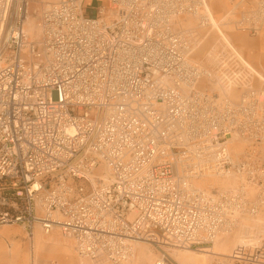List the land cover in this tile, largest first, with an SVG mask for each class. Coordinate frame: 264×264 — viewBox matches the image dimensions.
Wrapping results in <instances>:
<instances>
[{
    "label": "built area",
    "instance_id": "1",
    "mask_svg": "<svg viewBox=\"0 0 264 264\" xmlns=\"http://www.w3.org/2000/svg\"><path fill=\"white\" fill-rule=\"evenodd\" d=\"M97 1L94 18L86 0L46 3L32 39L29 1L15 9L0 0V29L8 28L0 39V225L58 227L81 255L115 264L136 240L209 245L222 223L234 226L243 202L232 190L200 194L188 179L244 171L228 148L264 140L257 112L244 95L235 102L199 87L213 73L193 61L189 32L175 27L195 13L183 0ZM253 157L260 204L264 170L260 153ZM158 264L176 263L164 254Z\"/></svg>",
    "mask_w": 264,
    "mask_h": 264
},
{
    "label": "bare ground",
    "instance_id": "2",
    "mask_svg": "<svg viewBox=\"0 0 264 264\" xmlns=\"http://www.w3.org/2000/svg\"><path fill=\"white\" fill-rule=\"evenodd\" d=\"M183 7L191 6L194 8L195 13L191 14H182L181 16H178L175 19V27L179 24V27L183 30H186L189 32V38L192 41L193 40L195 47L198 48L199 52L206 53L207 47L211 44L214 45L215 40L219 39L223 42V45L226 47H229L233 52L237 54L238 57L241 58L244 65L249 69L250 72L253 73L255 78L260 82L264 84V73L260 71V61L258 58L259 55V47L262 50L260 53V58H263L264 60V32L262 33V43H260L259 40L250 39L249 36L252 35V31L255 32L258 36H260L261 31H264L263 24H264V8L259 10L260 4L262 3L264 7V0L260 1L258 0L257 5L254 7V9H250L251 11H242L238 10L239 6H244L243 3H248V1L245 0H237L233 4L234 10L228 11L225 13V15H219L223 12V6L222 4L216 2V7L213 4H210L209 0H183ZM250 0V4H251ZM176 2V0H175ZM20 3V0H14V6L15 9L18 8ZM254 5V4H253ZM257 10H259L257 12ZM219 18H218V15ZM191 18L187 23H184V18ZM199 26L198 33H195L194 26L196 27V23ZM232 25L236 31H239L236 34V39H239L244 42V44L249 47L251 50L250 58L246 60L245 58L241 57V54L237 51L235 43V39H233L230 35L226 34L224 32V26L225 24ZM25 27L26 31L31 33L35 36L37 25L34 21V19H30V17L27 18L25 21ZM198 28V27H197ZM206 28V29H203ZM263 28V29H262ZM243 33H241V32ZM8 33V28L6 29H0V39L4 38ZM39 35V32H37L36 36ZM197 35V37H196ZM217 38V39H216ZM218 40V41H220ZM217 41V43H218ZM209 49V48H208ZM193 50V49H192ZM211 53L212 49L209 50ZM194 62H197L196 60H193ZM201 64L200 62H197ZM203 68L208 72H212L211 70H208L203 64H201ZM217 66H212V69L215 70ZM220 68V67H219ZM218 69V68H217ZM210 82V85L212 88L219 89L222 91L223 87L221 82L216 77H205L202 82ZM259 88V89H258ZM257 89L255 87H252L251 84L246 83V88L241 94V97L239 98L241 101H243L244 96L246 97L247 103L250 104V107L255 110V114L257 112V125L261 132L264 133V106H262V102L264 101V92H260V87ZM255 91V95L258 98L257 101H255L253 98H248L250 95L249 92ZM244 95V96H243ZM248 98V99H247ZM235 101V100H234ZM261 101V102H260ZM238 102V101H235ZM264 103V102H263ZM264 137V134H263ZM245 143L249 144L250 147H246L244 145L236 146V143ZM239 143V144H240ZM232 145H234L232 147ZM228 151L234 155L236 164H240L243 166H246V169L244 171H239L237 174L232 173H226L224 176V181H217L216 177L217 175L215 172L212 173H206L202 176H192L188 179L189 183V189H194L197 191H200L201 193H204L205 191L214 194L213 197H216V192H226V191H233L234 196H238L243 202V209L245 212L238 213L237 220L234 223V226L230 228V226L227 227V224L222 223L220 225V229L217 235L211 240V244L209 245H201L198 247H186V248H179V247H171V252H163L164 249L170 247V246H157L158 255L157 258H154V254L147 244H151L150 242L142 241V240H136L132 249V253L127 257V261L125 264H158L162 256L166 254L169 258H171L176 264H214L215 262L221 263V264H234L235 261H243L246 260V262L251 264H260V253H257L258 248H260V221L255 220V224H244L242 226V231L237 233L235 235V238L233 237L232 233L235 232V230L240 224H241V216L244 214V216L250 215L252 216V213L257 215L261 213L264 209V201L260 198V204L257 200L258 192L257 190H247L244 186H256L255 183L250 179L249 175L252 171H254L253 175L256 174V169L254 168V163H256L255 158L253 157L255 153V148L251 145L250 141L247 139L240 140L237 139V142H231L230 148H228ZM108 171L109 169L106 168ZM241 172V173H240ZM110 176V172L106 174V177ZM238 179L240 182H238ZM231 180H234L232 182H229ZM181 182H184V178L181 179ZM229 182V183H228ZM223 183L225 188L221 187L218 188V186H215L216 184ZM207 186V188H205ZM227 186V187H226ZM243 186V187H241ZM240 190V192H238ZM204 191V192H203ZM205 194V193H204ZM206 195V194H205ZM260 210H257V209ZM225 214V213H224ZM222 215V214H219ZM134 216V213H133ZM236 216V215H235ZM132 217V216H131ZM225 218V216H223ZM226 219V218H225ZM44 231L43 227L40 224L35 225V230H33L34 234L32 238L35 240V246H37V250L43 251L50 249L55 250H63L67 251L68 253L71 252L70 247L74 248L76 254L81 258L80 264H115L110 259H108L104 255H98V256H85L81 255L77 251L76 243L73 239V237L65 233L62 229L56 227L51 232L46 234H50L54 232L53 234L49 235L47 238H45L42 233L41 229ZM252 230H257L253 231ZM61 235V237L58 235V232ZM235 242H234V241ZM72 242L69 244L68 242ZM69 244V246L67 245ZM73 244V245H72ZM230 246H233L231 248ZM248 247V248H247ZM229 248L231 250H229ZM49 249V250H50ZM184 249V250H181ZM257 255V256H256ZM25 259L21 257L19 249H11L9 251H3L0 252V264H24Z\"/></svg>",
    "mask_w": 264,
    "mask_h": 264
},
{
    "label": "rangeland",
    "instance_id": "3",
    "mask_svg": "<svg viewBox=\"0 0 264 264\" xmlns=\"http://www.w3.org/2000/svg\"><path fill=\"white\" fill-rule=\"evenodd\" d=\"M28 1H29V10H30L29 17L32 20L34 19L37 25V29H36L35 36L29 33L28 31L27 32L30 34L32 39H36L37 38L36 34L37 32H39V14H40L41 8L46 3L53 2L54 0H28ZM209 1L211 5L213 4V9H214V5L216 7V2L222 4L223 13L219 15L224 16L226 12L234 10L232 6L234 2L237 0H209ZM245 1H248V3L244 2L243 3L244 6L242 5L239 6L238 10L247 11V12L251 11L250 9H254V7L257 5V2H258V0H252L250 4L249 3L250 0H245ZM100 5H101L100 2L97 0H86L87 17L94 18L96 16V11ZM219 15H218V18H219ZM184 19H185L184 23H187L189 19L191 18L187 17ZM195 23H196V27L194 26V29L196 30L195 33L196 32L198 33V30H202V29L201 28L199 29L197 22ZM263 28H264V24H263ZM203 29H206V28H203ZM224 32L230 35L233 39H235L233 43H235L237 51L241 54V57L248 60L250 55H252L251 54L252 49L247 47L243 41L236 39L235 36L239 31H236L232 25L227 23L224 26ZM263 32L264 31L262 30L260 33V36H258L257 34H255L254 31H252V35L249 37L252 40L256 38L257 40H259L260 38V43H262L263 42L262 41ZM217 38H216L217 40H215L214 45L211 44L206 48L208 51L206 53L199 52L198 48L195 47L194 40H193L192 58L193 60H196L197 62H200L201 64H203L208 70H211L213 73V76L218 78L219 81L221 82L223 89L221 91L219 89L212 88V86L210 85V82H206V81L201 82L199 84V87L201 89L208 90L211 93L219 94L220 96H228L235 101H238L239 98L241 97V94L246 88V83L251 84L252 87H255L256 89L260 87V91H264V84L261 81L259 82L257 78H255L253 73L250 72L249 69L244 65L241 58L238 57L237 54L233 52V50H231L229 47H226L225 45H223V42L219 39V37ZM260 47L258 48L259 49L258 58L260 61V71L264 73V60L263 58H260V53L262 51ZM211 49H212V52L209 53L210 52L209 50ZM212 66H217L218 69L215 68V70H213ZM239 143H236L235 147L238 145L240 146L244 145L246 147H250L249 144H245L242 142L240 144ZM233 146L234 145H232V147ZM256 146L257 147L255 148H257V150H255V152L258 151V154L260 153V171H261V170H264V140L263 141L260 140V144ZM232 174H237V172H233ZM260 177H261V174H260ZM216 179L217 181L225 182V178L222 176H217ZM232 181L234 180H231L229 182H232ZM238 182H240L239 179H238ZM261 184L264 185V180L260 181V186ZM215 186H218V188H221V187L225 188L223 183L216 184ZM246 187H247V190H251V191L256 190V188L252 186H246ZM205 188H207V186H205ZM263 189H264V186H263ZM260 197H261V192H260ZM248 216L249 215L244 216V214L241 216V224L235 230H233L235 232H233L232 235L235 238V235L242 231L241 229L244 224L253 225L255 224L254 221L259 219L260 234H261L260 242H261L264 239V209L261 213L257 215L253 214L252 216L250 215V217ZM40 229H41L42 235L45 238H47L49 235L54 233L52 232L50 234H46L42 230V228ZM33 230H35V227ZM253 231H257V230H252V232ZM33 232L34 231H30L26 229L22 224L0 225V252L9 251L11 249L18 248L20 251L21 257L25 259L24 264H80L81 258L76 254L74 248L73 247L71 248L69 246V244L72 243L71 241L68 242L69 244H67L71 249L70 253H68L67 251L65 252L63 250L61 251V250H55V249H50V248H49L50 250L46 249L43 251H39L37 250V246H35L36 244L35 240L32 238L34 234ZM57 233L61 237V235L59 234V231ZM147 245H149V247L151 248L154 254V258L156 259L158 255L156 245L154 244H147ZM230 247L233 248V246H230ZM165 250H167L170 253L172 249L166 248ZM181 250H184V249H181ZM229 250L231 249L229 248ZM214 264H221V263L215 262ZM234 264H251V263H248L246 262V260H243V261H235Z\"/></svg>",
    "mask_w": 264,
    "mask_h": 264
}]
</instances>
